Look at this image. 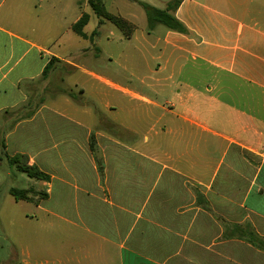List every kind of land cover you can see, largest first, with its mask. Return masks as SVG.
<instances>
[{"label": "crops", "instance_id": "crops-1", "mask_svg": "<svg viewBox=\"0 0 264 264\" xmlns=\"http://www.w3.org/2000/svg\"><path fill=\"white\" fill-rule=\"evenodd\" d=\"M179 1L186 32L166 28L161 62L139 79L151 98L90 70L98 49L52 52L55 0H0V161L27 155L51 177L33 188L46 200L55 182L83 196L81 252L65 264H264V0ZM131 17L130 39H147ZM59 68L89 77L97 98L108 86L146 104L148 128L94 130L73 90L53 107Z\"/></svg>", "mask_w": 264, "mask_h": 264}, {"label": "rangeland", "instance_id": "rangeland-1", "mask_svg": "<svg viewBox=\"0 0 264 264\" xmlns=\"http://www.w3.org/2000/svg\"><path fill=\"white\" fill-rule=\"evenodd\" d=\"M140 1L157 8L164 7L161 0ZM101 2L108 13L121 14L130 20H133L131 16L136 15L134 20L140 27L138 35L140 37L144 33L147 39H125L114 23L94 13L88 0H55L57 7L55 11L52 9V52L59 50L65 56L70 51L82 49L92 55L98 49L100 54L86 61L90 70L126 89L155 98L154 91L139 79L149 74L150 67L155 68L161 62L158 56L163 49V42L160 41L155 49L152 45L163 36L166 27L159 25L156 31L149 29L144 9L132 0ZM83 13L89 15V21L83 29L89 35L88 40L70 29ZM191 72L192 69H186L183 76H192ZM86 79L90 78L78 72L66 74L61 68L57 69L56 74L52 75L53 107L64 111L68 107L67 93L73 90L71 94L90 102L87 107L90 113L96 112L90 117L77 114L94 130L102 129L116 134L109 125L114 120L130 124L140 131L148 128L149 123L146 125L143 121V114L148 107L146 104L129 100L108 86L103 87V94L97 98L92 93L91 81L85 83ZM76 83L85 88V94L80 93ZM159 101L163 103L161 99ZM43 102H49L47 97ZM73 106L76 107L75 104ZM98 112H102L105 117L103 125L100 124ZM157 112L155 114H159ZM58 175L63 177L62 169L58 170ZM43 183L19 172L5 159L4 162L0 161V264H65L66 252H81V238L85 234L81 230L83 196L80 193L55 182L50 198L41 200L43 202L40 205L17 201L10 194L11 188L44 189Z\"/></svg>", "mask_w": 264, "mask_h": 264}, {"label": "trees", "instance_id": "trees-1", "mask_svg": "<svg viewBox=\"0 0 264 264\" xmlns=\"http://www.w3.org/2000/svg\"><path fill=\"white\" fill-rule=\"evenodd\" d=\"M137 4H139L145 11L148 28L154 29L158 25H163L169 30L176 31L179 33L186 32V28L175 16V11L179 6V0H173L169 2L164 9L153 7L149 4L144 2H140L137 0H133ZM89 5L91 6L92 10L98 17L105 18L112 23H114L122 32L126 39H130L133 35L135 25L131 23L128 19L121 15H115L106 12L103 7L101 0H89ZM89 21V15L84 14L79 21L73 26L74 32L78 35L88 38L87 35L84 33L83 29ZM96 33L93 34L95 36ZM93 38V37H92ZM54 59H52L53 62ZM49 69V68H48ZM47 74V70H46ZM45 76V73H44ZM91 150L95 153L96 145H95V137H91ZM4 150V145H3ZM6 159L9 165L16 167V169L26 174L29 178L39 180V181H46L50 182L51 177L44 173L37 165H30L29 158L25 154H17L14 156H8L6 154ZM10 194L17 200L27 201V202H34L39 203L43 199L48 198V194L43 191H36L33 188L30 189H18V188H11ZM36 198V199H35ZM38 198V199H37ZM253 245L264 251V240L260 238H256V241Z\"/></svg>", "mask_w": 264, "mask_h": 264}]
</instances>
